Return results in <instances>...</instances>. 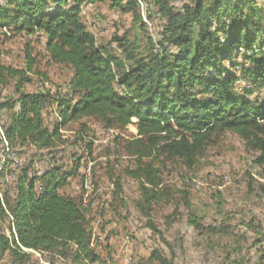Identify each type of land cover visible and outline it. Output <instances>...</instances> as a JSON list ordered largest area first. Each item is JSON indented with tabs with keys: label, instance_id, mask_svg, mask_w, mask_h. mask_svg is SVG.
Returning <instances> with one entry per match:
<instances>
[{
	"label": "trees",
	"instance_id": "1",
	"mask_svg": "<svg viewBox=\"0 0 264 264\" xmlns=\"http://www.w3.org/2000/svg\"><path fill=\"white\" fill-rule=\"evenodd\" d=\"M6 1L0 6V29L45 36L51 60L72 68L70 86L79 99H60L63 122L47 127L42 108L49 94L24 91L27 71L7 67L0 58V85L16 79L18 94L0 103V112L11 113L4 126L9 149L33 147L52 157L41 174L31 175L33 161L25 165L14 189L0 195V218L9 220V234L0 233V264H34L36 253L48 256V264H105L92 247L82 202L63 193L80 163L75 159L71 170L57 163L56 151L66 143L60 128L69 120L98 118L122 129L135 125L138 133L128 153L136 165L126 175L139 182L137 208L148 218L153 206L172 198L155 159L191 168L214 135L230 131L258 150L256 162L264 165V98L252 99L264 88V0H190L181 10L157 0L165 21L163 40L160 50L151 42L147 54L127 36L99 46L82 19L92 0ZM110 2L142 20L137 0ZM239 56L245 64L237 63ZM27 59L32 72L34 60L29 54ZM7 167L8 162L0 164L3 184ZM148 227L168 244L150 219ZM150 260L174 264L160 250Z\"/></svg>",
	"mask_w": 264,
	"mask_h": 264
},
{
	"label": "rangeland",
	"instance_id": "2",
	"mask_svg": "<svg viewBox=\"0 0 264 264\" xmlns=\"http://www.w3.org/2000/svg\"><path fill=\"white\" fill-rule=\"evenodd\" d=\"M137 1L141 21L113 8L110 0H92L83 7L82 19L99 46L107 47L115 37L127 36L139 44L142 54L151 51V42L160 50L165 21L157 0ZM169 1L177 10L190 2ZM6 3L0 0V6ZM113 47L117 49V44ZM28 54L34 60L32 72L27 70ZM0 58L7 67L27 71L30 81L24 83V91L49 94L51 99L42 108L45 125L53 128L61 124L59 100L76 102L79 96L71 90L72 68L51 60L45 36L0 29ZM242 62L239 56L237 63ZM15 85L16 79L0 85V103L18 98ZM239 85L247 87V82L240 79ZM256 97L264 98V88L255 91L252 99ZM10 115L0 112V164L8 162L4 178L8 187L0 178V195L14 189L25 165L33 161V175L52 163L46 151L9 149L4 126ZM60 131L66 143L56 151L58 165L71 170L75 159L80 160L78 175L69 180L63 193L82 202L90 221L92 247L105 264H158L150 260L154 250L174 264H264V165L256 162L260 152L238 134L214 135L191 168L182 162L155 159L172 198L153 206L148 218L137 208L139 182L126 175V170L136 165L128 153L129 143L138 133L135 125L109 128L98 118L83 117L69 120ZM149 219L162 231L167 245L148 227ZM0 233L9 234V220L0 218ZM48 259L34 254V264H48Z\"/></svg>",
	"mask_w": 264,
	"mask_h": 264
}]
</instances>
